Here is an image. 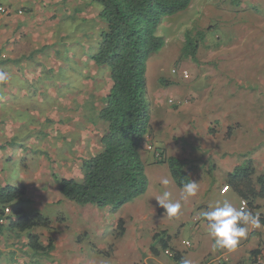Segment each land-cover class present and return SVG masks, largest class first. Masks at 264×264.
I'll return each instance as SVG.
<instances>
[{"label": "rangeland", "instance_id": "374dc122", "mask_svg": "<svg viewBox=\"0 0 264 264\" xmlns=\"http://www.w3.org/2000/svg\"><path fill=\"white\" fill-rule=\"evenodd\" d=\"M0 1L9 5L6 0ZM53 5L62 11L55 10L58 24L54 28L53 46L55 53H60L65 69L52 78L65 81V136L31 132L28 129L31 123L40 125L26 108H19L15 115L16 119L27 122L19 124L18 133L10 138L0 135V187L27 188L21 202L9 204L15 206L19 203L31 215L39 212L37 207L44 203L43 200L62 196L57 177L79 180L83 175V161L101 151L100 134L106 126L99 120L98 112L111 84L108 67L96 65L90 59L104 28V22L99 18L101 6L92 0H59ZM238 5L237 0H192L187 9L163 17L157 26L156 33L163 37L164 45L150 54L145 64L151 127L140 148L148 184L136 198L150 209L159 207L155 197L162 191H170L172 199L179 200L182 188L171 176L168 164L157 163L160 159L155 153L167 157L170 142L174 144L175 141L200 154L209 151L202 146L204 140L209 146L208 134L202 136L203 140L201 136L191 140L190 130L180 133L179 123L186 121L193 128L201 127L202 119L209 112L206 89L213 77L212 70L223 73L230 81L224 96H231L234 100H227L228 109L232 110L228 115L231 122L239 119L246 127V112L254 113L253 99L261 102L255 112L264 121V9L252 6L242 10ZM181 69L188 71V78L179 74ZM220 80L222 77L218 78L217 85ZM242 87L249 90L245 93ZM169 99L173 100L172 104ZM237 100L239 104L234 107ZM28 103L26 100L22 102L23 105ZM30 103H35L39 112L45 109V103ZM195 116L199 119V126L192 119ZM262 131L264 135V126ZM148 145L153 149L149 150ZM219 145L225 146V143L220 141ZM204 161L200 160V164L204 165ZM192 163V159L187 160L183 169L185 166L192 170ZM163 177L170 180L168 186L160 183ZM234 195L229 200L237 206L239 196ZM61 206V203H45L42 212L56 216L60 211L63 213ZM68 211L65 207V213ZM99 211L106 215L107 224L110 217L118 218L121 214V210L114 212L108 207ZM176 220L182 225L178 231L170 229L171 240L181 248H185V240H189L193 247L192 215L183 203ZM7 227V223L2 226L3 235ZM109 233V238L114 239V233Z\"/></svg>", "mask_w": 264, "mask_h": 264}, {"label": "crops", "instance_id": "0c3cea01", "mask_svg": "<svg viewBox=\"0 0 264 264\" xmlns=\"http://www.w3.org/2000/svg\"><path fill=\"white\" fill-rule=\"evenodd\" d=\"M6 1L12 13L0 19V70L9 75L8 82L0 84V135L10 138L15 132L18 133L19 124L27 122L16 119L15 115L19 108H26L27 113L35 117L36 124L40 125L31 123L28 127L31 132L65 136V81L52 78L61 69H65L60 53H55L53 46L54 28L58 24L55 10L62 12L53 3H58L59 0ZM237 1L242 10L252 6L264 9V0ZM19 10L22 13L19 14ZM48 45L51 47L46 48ZM214 71L212 70L213 77L206 89L209 112L202 119L203 126L193 128L186 121L179 123L180 133L190 130L191 140L199 136L203 140L202 136L208 134L209 146L205 140L202 146L209 151L200 154L201 152L186 148L176 141L174 144L170 142L171 147L167 150L168 156L179 159L183 165L187 160H193L192 170L185 166L184 170L190 180L199 183L198 191L195 196L182 201L184 208L192 215L191 234L195 236L193 247L189 240H185L190 243L188 246L184 243L185 248L178 247L171 240L170 229L178 231L182 225L181 222H176L177 217H167L160 206L150 209L137 197L119 208L120 216L110 217L107 224L104 219L106 215L99 211L102 208L91 204L80 206L58 195L55 199L43 200L44 203L37 207V213L50 219L49 227L18 230L10 226L11 217L4 235L1 233L3 225L0 226L3 236L0 264H177L158 246L157 253L151 252L153 235L159 231H165L168 237V250L180 252L182 258L191 259L193 264H253L258 255H264V228L251 227L247 237L240 241L235 251L213 252V241L207 235L206 224L199 216L201 210L207 209L216 200L234 198L236 193L231 188L224 193L221 190L227 186L228 175L237 166L249 165L253 168L252 180L256 188L259 187L258 177L264 176V121L255 112V107L261 102L251 100L254 103V113L246 112V127L242 126L239 119L235 118L231 122L228 115L232 110L228 109L227 100H234L231 96H224L230 81L224 78L223 73L217 74ZM42 77L47 78L41 82ZM219 77L222 80L217 85ZM242 88H245V93L249 90L248 87ZM232 90L235 89L232 87ZM24 100L29 103L23 105ZM32 101L45 103L44 111L39 112L35 103H30ZM235 102L237 104L234 107L239 104L238 100ZM192 119L199 126V119L196 116ZM220 141L225 146L219 145ZM200 160H205V164H200ZM27 191L25 188V194ZM240 201L239 197L237 208L240 207ZM45 203H61L63 213L60 211L56 216L43 213ZM65 207L69 210L66 213ZM246 208L262 217L264 199L258 197L254 200L253 207ZM22 209L31 215L23 206ZM119 219L123 221L124 233L115 237ZM110 231L114 233L112 240L109 238ZM30 234L36 236L41 250L32 249L29 244Z\"/></svg>", "mask_w": 264, "mask_h": 264}, {"label": "trees", "instance_id": "16d2710c", "mask_svg": "<svg viewBox=\"0 0 264 264\" xmlns=\"http://www.w3.org/2000/svg\"><path fill=\"white\" fill-rule=\"evenodd\" d=\"M191 1L92 0L101 6L99 18L104 22V28L90 59L96 65L108 67L111 81L98 112V118L106 128L100 134L101 151L83 161L82 177L79 180L56 178L59 191L66 199L80 206L91 204L116 211L146 190L148 180L140 154L151 127L145 64L149 55L164 45L163 37L156 33L161 19L187 9ZM157 163L168 164L170 174L179 187L189 179L179 159L167 156ZM252 174L251 166H237L226 181L227 187L247 202V207H253L258 197L264 199V176L258 177L259 187L256 188ZM24 193L23 186L2 187L0 200L21 202ZM12 208V228L27 230L51 224L50 219L40 213L26 214L19 203ZM260 220L264 225V216ZM117 228L115 237L124 233L121 219ZM29 244L32 249H42L35 235H29ZM157 246L164 251L168 249L165 231L153 235L150 246L153 254L157 253ZM171 252V258L180 264L181 253Z\"/></svg>", "mask_w": 264, "mask_h": 264}, {"label": "clouds", "instance_id": "9594fccd", "mask_svg": "<svg viewBox=\"0 0 264 264\" xmlns=\"http://www.w3.org/2000/svg\"><path fill=\"white\" fill-rule=\"evenodd\" d=\"M9 75L7 72L0 70V84L7 83ZM163 186H168L170 180L163 177L160 180ZM199 183L188 179L182 183L181 196L179 200L172 199V193L164 190L155 197L157 204L165 210L167 217L175 218L181 214V201L187 200L189 197L197 194ZM199 216L206 224L207 235L211 238V250L235 251L240 241L247 237L249 228L261 229L264 225L261 224L259 214H254L244 206L237 208L228 199H218L214 204L209 205L205 210L199 212ZM180 264H193L189 258H182Z\"/></svg>", "mask_w": 264, "mask_h": 264}, {"label": "built area", "instance_id": "2783aa9c", "mask_svg": "<svg viewBox=\"0 0 264 264\" xmlns=\"http://www.w3.org/2000/svg\"><path fill=\"white\" fill-rule=\"evenodd\" d=\"M12 13V9L7 6L6 4L2 3L0 1V19L11 14ZM18 13H22L21 10L18 11ZM172 72H176V69H172ZM179 74L183 77V78H188L189 77V73L186 69H181L180 71H178ZM168 102H170L171 104L173 103L172 99H169ZM147 148L149 150H152V146L148 145ZM155 156L159 159H161L163 156L160 153H155ZM228 187L225 186L221 191L222 193L225 192V190H227ZM0 191H1V187H0ZM244 202V206L247 207V202L245 200H241L240 201V206H241V202ZM13 215V208L11 206V204L7 203V202H3L0 200V226L4 225L5 223L9 222V218L12 217ZM3 245V236L0 233V248ZM185 245H190L189 241L185 242ZM166 255H168L169 257H172V252L170 250H165ZM253 264H264V255H258L256 257V259L254 260Z\"/></svg>", "mask_w": 264, "mask_h": 264}]
</instances>
